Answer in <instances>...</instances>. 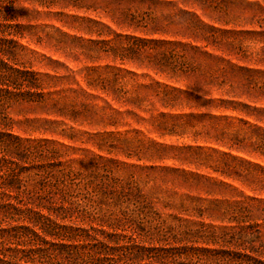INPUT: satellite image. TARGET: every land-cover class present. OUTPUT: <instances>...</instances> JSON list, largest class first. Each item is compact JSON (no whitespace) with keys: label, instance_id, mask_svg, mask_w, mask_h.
Listing matches in <instances>:
<instances>
[{"label":"rangeland","instance_id":"1","mask_svg":"<svg viewBox=\"0 0 264 264\" xmlns=\"http://www.w3.org/2000/svg\"><path fill=\"white\" fill-rule=\"evenodd\" d=\"M0 264H264V0H0Z\"/></svg>","mask_w":264,"mask_h":264}]
</instances>
